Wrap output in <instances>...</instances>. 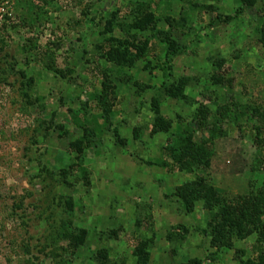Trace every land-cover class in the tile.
Instances as JSON below:
<instances>
[{"label":"rangeland","instance_id":"rangeland-1","mask_svg":"<svg viewBox=\"0 0 264 264\" xmlns=\"http://www.w3.org/2000/svg\"><path fill=\"white\" fill-rule=\"evenodd\" d=\"M9 1L0 264H264V0ZM140 2L153 27L126 35L114 17L127 25ZM180 80L184 98L168 97ZM188 146L207 167L177 160ZM200 180L245 199L241 235Z\"/></svg>","mask_w":264,"mask_h":264},{"label":"trees","instance_id":"trees-1","mask_svg":"<svg viewBox=\"0 0 264 264\" xmlns=\"http://www.w3.org/2000/svg\"><path fill=\"white\" fill-rule=\"evenodd\" d=\"M242 3H244L247 6H250L254 3V0H240ZM150 4L146 2H140L135 5V7L130 11L127 18H124V20L127 19L129 22L127 25L122 24L121 17H114V26H118L123 28V26L126 27L125 33L126 35L129 33L130 30L132 31H145L148 28L153 27L154 24V14L152 13ZM123 20V21H124ZM107 27H109L110 22H106ZM132 37V35H131ZM128 42L122 44V50L121 47L119 50L114 49V56L117 57H124L128 51ZM120 59V58H118ZM47 70L54 71L53 67L47 66ZM55 72V71H54ZM60 73V72H59ZM184 90H185V83L183 80L178 81L174 85H170L164 89L165 94L172 98V99H183L184 98ZM151 107L153 110V113L155 115L154 118V128L157 130H165V124L166 122L164 119L160 116L159 111V104L156 99H153L151 102ZM117 143L121 144L120 139L116 141ZM208 155L205 154L203 156V152L201 150V147L196 146H188L186 148L180 149L179 153H177V160L179 162L185 161L187 162V166L190 165H196L200 164L203 167L208 166ZM186 167V166H185ZM198 193L202 194V199L205 200V202H214L221 206V209L223 210V215L226 218V224H223L220 228L223 231L225 228H228L227 234L230 236L232 235H241V230L247 225H250L251 220L255 219L250 216L245 217L246 212L248 211L247 202L244 198H237L238 200L232 201V200H225L224 198L220 197L212 188L205 185V182L203 180L199 181V184H197ZM190 192V189L188 187H183L179 190V196L185 200V208L190 210V200H192L191 197H188V194ZM200 196V195H198ZM190 198V199H189ZM254 200V199H253ZM257 207H262L264 210V197L260 198V196H257L255 198V201ZM253 207V206H252ZM255 209V207H253ZM256 216V215H255ZM252 220V223L254 222ZM225 233V232H224ZM143 255V254H142Z\"/></svg>","mask_w":264,"mask_h":264},{"label":"built area","instance_id":"built-area-1","mask_svg":"<svg viewBox=\"0 0 264 264\" xmlns=\"http://www.w3.org/2000/svg\"><path fill=\"white\" fill-rule=\"evenodd\" d=\"M74 0H59L62 7L67 8L72 5ZM13 19V10L9 0H0V25Z\"/></svg>","mask_w":264,"mask_h":264}]
</instances>
